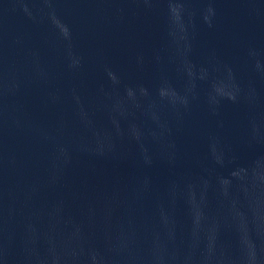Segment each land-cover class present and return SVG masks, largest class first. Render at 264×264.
Returning <instances> with one entry per match:
<instances>
[{
  "label": "water",
  "instance_id": "95a60500",
  "mask_svg": "<svg viewBox=\"0 0 264 264\" xmlns=\"http://www.w3.org/2000/svg\"><path fill=\"white\" fill-rule=\"evenodd\" d=\"M0 264H264V0H0Z\"/></svg>",
  "mask_w": 264,
  "mask_h": 264
}]
</instances>
